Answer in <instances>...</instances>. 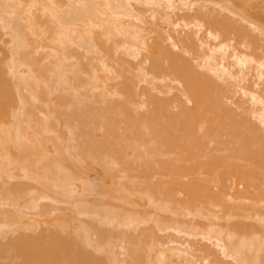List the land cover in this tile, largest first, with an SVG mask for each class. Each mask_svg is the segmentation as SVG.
I'll return each instance as SVG.
<instances>
[{"label":"bare ground","instance_id":"1","mask_svg":"<svg viewBox=\"0 0 264 264\" xmlns=\"http://www.w3.org/2000/svg\"><path fill=\"white\" fill-rule=\"evenodd\" d=\"M246 9V3L236 5L232 0H0V53L1 51L3 53L0 55V177L9 181L22 174L25 178H30H24V181L33 180V184L40 182L46 188L53 189L49 193L57 188L55 190L59 191V195L61 193L64 195L65 198L62 194L60 196L63 200H71L72 204L71 202L69 204L76 206L78 201L72 199L82 196L83 191L85 194L87 191L95 192V190L91 192V188H98L97 193L104 190L106 184L102 183L103 190H99L101 184L100 187L94 185L96 182L92 186L93 182L90 181L93 178L92 170L103 164L106 167L107 162L113 161L110 158H113L114 163L120 164L122 169L119 171L116 165L115 169L112 162L110 165H113V168L110 169L113 170L111 169L110 173L109 169L107 170L110 165L107 164L106 168L102 167L108 171L105 172L106 177L107 175L111 177V181L114 182L112 184L115 185L120 176L117 174L124 171L127 179L122 178L127 181L118 189L120 176L115 185L116 189L112 185L109 188L111 195L108 194L105 198L109 199L114 191L120 190V197L123 196L121 199L125 198L126 202L133 206L137 217L123 222L125 217L121 221L120 213L116 211L119 213L116 214L113 211L115 209L109 207L115 214L109 211L116 218L118 215L119 220L114 216L109 218L107 216H111L109 212L106 216L102 214L103 219L100 217V222L108 223L110 219L109 224L116 220L117 227L130 223L140 225L149 222L152 215L156 214L158 217L156 221L161 225V229L157 228L168 232L170 229L176 230L180 235H186L187 239L190 236H198V243H190L186 237L183 238L185 241H182L169 236L171 239L166 240L167 243L160 242V245V239L158 241L152 234L145 235L148 231L152 233L153 224L150 229L148 227V231L142 229L145 231L142 234L149 236L147 239L150 236L155 238L154 242L152 240L153 243L150 239L146 240L150 243L146 257L144 252V255L141 253L143 251L141 249H144L142 244L146 245L147 242L140 240L142 243L135 245L140 238L137 236L138 240L135 241L133 237L132 243H128L130 248H127L128 245H125L126 248L124 246L123 256H126V252L127 257H130L122 259L113 250L107 251L106 264H264V52L262 54L255 52L260 46L255 35L258 33L264 38V19L261 21L256 16L255 18L249 15ZM183 10L187 12L181 14L183 16L178 15ZM146 12L151 17L144 15ZM146 17L151 18L147 22L150 20L152 23L149 24L148 30L156 31L154 26L156 28L163 26V29L167 28L169 31L165 29L167 37L164 34L161 36L157 28L156 32L160 35H152L150 40L148 35H151V32L147 34L148 31L142 27ZM259 18L261 19V16ZM152 19H157V22L153 23ZM201 32L203 37L199 34ZM196 35L201 37H195ZM4 37L7 39L4 40ZM116 37L122 39L117 40ZM115 39L116 42L119 41L117 42L119 46H122L121 50L124 49L123 52H126L125 55L136 60L131 66L129 60L123 59L131 66L126 67L123 74L119 72L122 79V75L127 79L125 83L121 82L123 80L116 83L115 78L119 76L115 75L116 72L112 74L115 68L114 66L112 69L114 65L112 61L115 60L109 62L119 48ZM165 39L172 42L173 49H175L173 46H179L181 43L183 48L178 49H182L183 54L169 49V45L164 42ZM75 43L76 45L78 43V49L82 46L81 48H85L84 52H93L99 57L95 56L99 60L97 64L101 71L92 70L91 77L86 76L89 78L87 82L81 79L82 68L80 70L73 68L74 55L68 48L73 47ZM2 44L5 47L4 45L2 47ZM70 44L73 45L69 46ZM100 51L105 54L102 55ZM110 52H113L112 55ZM184 52L191 56L184 57L186 55ZM121 53L117 54L120 56ZM81 60L83 62L84 59L80 57L79 63ZM119 65L123 64L118 62L116 66ZM146 65L150 68L152 79L151 76L148 78L149 71L145 72ZM204 68L208 71L203 72ZM133 69L140 75L139 84L136 78L134 79L137 82L129 79L131 73H135ZM103 70L107 74L102 72ZM141 82L145 84L150 82L153 87L149 88L146 85L147 88L144 85L143 90L140 87L139 91L135 87ZM176 82L182 87L179 85L180 88L177 87ZM89 85L90 90H93L92 96L95 92L101 94L102 91L104 97H109V94L115 97L119 94L123 98L120 97L119 101L118 99L112 101V98L105 101L102 94H99L98 97L103 101L98 100L102 101L101 103L106 102L104 106L102 105L103 108L99 107L101 105L97 96L93 97H96L95 101L99 105L97 107L88 105L84 101L86 97L81 87L89 88ZM154 89L167 96H157L153 93ZM25 90L28 91V95ZM60 90L61 94L67 90L73 95L71 106H68L69 103L63 95H58L55 99L53 94ZM90 90L88 92H91ZM143 96L144 99L140 98ZM32 98L39 103L38 106L32 103ZM65 104L66 109L63 108ZM68 107H72L71 111ZM37 109H43L42 111L54 116H64L65 119L61 123H66L68 128L71 126L69 129L74 130L71 131L78 139L77 141L72 138L79 147L75 148L76 146H73L75 143L70 141L72 147L78 151L81 149V152L70 153L71 155L67 153L68 157L64 156L66 150L63 148L67 146L68 141L64 145L62 139L59 142L57 137L49 135L54 128V124L50 123L52 117L49 122L43 120L38 116ZM67 109L70 112L64 113ZM69 135L73 136L71 133ZM49 143H52L54 149H50ZM61 149L64 153L62 157ZM67 149L70 152L75 151L71 147ZM54 150L59 158L51 156L50 152L54 155ZM76 154L81 158L78 160H82V165L79 164L82 166L81 169L77 162L76 165L73 163L76 161L73 158ZM107 158L112 161L106 162ZM71 159H74L72 167L69 164ZM68 161L69 163L63 165V162ZM65 166L67 168L70 166V171L65 170ZM71 168L75 171H71ZM116 170L119 171L117 174ZM114 173L116 177L113 176ZM136 177L139 179L135 180ZM1 183L4 185L6 182ZM20 183L21 181L19 184L13 183V191L23 190L24 183ZM31 186L34 187L32 184ZM109 189L107 188V192ZM31 190H33L31 194L28 193ZM31 190H27L28 195L35 194L36 190L33 188ZM38 190L41 195L36 192L38 196L36 199L47 200V197L52 199L51 194H48L49 190L44 188L47 193H44V190L41 193L39 188ZM105 190L103 191L105 194H100L106 195ZM118 192L113 194L116 199H120L117 196ZM5 198L7 199L6 196ZM5 198L0 200V210L3 208L2 205L7 203L6 200L1 202ZM20 199L22 202L21 197ZM33 199L35 197L28 198L34 202ZM108 199L107 202L110 203ZM121 199L118 202H114L113 199L111 206L119 205L120 209L122 205L117 203L123 202ZM25 203L24 209L27 207L32 211L39 208L37 203L36 208L35 203L28 204L30 208ZM11 204L14 205L15 212L6 210L5 205L6 209L0 211V231L6 233L16 230L17 233L23 227L20 231L24 233H18L19 235L11 239L8 245L1 247L0 252H12L13 261L11 257L9 259L13 264L101 263L100 258H96L95 254L87 250L86 245H91L93 235L90 234L88 225L85 226V221L81 225L85 217L80 221L82 216L80 219L76 216L81 212L80 215L84 216L87 211H82L81 208L80 212L77 211L79 214L75 213L79 221L74 219L75 217L72 218L79 224L78 227L75 225L77 227L75 232L73 231L75 228L70 227V223L67 224V219L65 222L61 220L64 216L58 221L53 218L56 212L53 213L52 209H47L52 213L46 208L41 212L37 211L40 217H48L49 221L45 219V223L43 217L39 218L37 214L30 218L31 212L29 211L27 215L24 211L28 209L23 211V205L18 204L16 200ZM88 205L90 207L91 204ZM145 206H149L150 209H145ZM92 211L91 213L95 215L98 212L96 208ZM91 213L89 212L90 217ZM97 214L101 215L99 212ZM36 217L38 220L34 221ZM51 217L53 221L55 219L54 222L49 219ZM31 219L35 224L29 223ZM91 219L86 221L89 225L93 224L94 219ZM157 222L155 224L159 225ZM47 223L50 225L46 226ZM36 224L39 226L41 224V229ZM67 225H70L71 231L67 232ZM112 228L107 229L110 231ZM27 229L29 231L33 229V232L28 234ZM37 229L39 230L34 234ZM98 229L99 227L97 232H100ZM64 230L67 234L70 232L74 235L64 236L66 233L63 234ZM129 233L131 232L126 235ZM102 237L106 238L105 235ZM201 240L207 241L208 244ZM187 241L190 244H187ZM210 242L212 246L209 245ZM93 243L95 245V241ZM96 246L103 250V246L97 243Z\"/></svg>","mask_w":264,"mask_h":264},{"label":"rangeland","instance_id":"2","mask_svg":"<svg viewBox=\"0 0 264 264\" xmlns=\"http://www.w3.org/2000/svg\"><path fill=\"white\" fill-rule=\"evenodd\" d=\"M226 1H227V0H226ZM228 1H229V0H228ZM232 2L235 3L236 5H239V3H243V2L246 3V4H247V9H246V11L248 12L249 15H251V16H253V17L256 16V17H257L259 20H261V21H262V19H264V10H263L264 8H262V7H264V6H263V4H264V1H263V0H242V1H241V0H232ZM136 6H137V5H136ZM138 7H139V6H138ZM147 12H149V11L147 10ZM147 12H146V14L144 13V15H148L147 17H151V16H149V14H148ZM180 12H181V11H180ZM180 12H179L178 15L183 16V15H181V14H185V12H187V10H186V11L183 10L181 13H180ZM183 12H184V13H183ZM252 13H253V14H252ZM259 15L261 16V19L259 18V17H260ZM258 16H259V17H258ZM147 17H146V21L144 22V24H142V25H144V26H142V27H143L145 30L148 31V32L145 31L147 34H148L149 32H151V35H150V34L148 35L149 38H151L152 35H156V36H157V35H160V34H158L159 32H161V36H163V34H164L165 36L168 35V33H167V32H169L168 29L165 28V29L167 30V32H166V30L163 29V26H162V27H161V26H160V27H157L158 30H159L158 33L156 32V31H157V28H156V26H154V25H153V26L155 27V30H156V31L148 30V29H150V28H149V24L152 25V23H150V22H151V21H150L151 18H148V19H150V20H149V22H147V21H148ZM175 17H176V16H175ZM256 17H255V18H256ZM152 21H153V23H154V21L157 22V19H156V20H155V19H152ZM263 21H264V20H263ZM262 23H263V22H262ZM263 24H264V23H263ZM157 25H158V24H157ZM153 26H152V27H153ZM152 27H151V29H152ZM160 29L165 30V32H164L163 30L161 31ZM153 30H154V29H153ZM155 32H156V33H155ZM162 32H163V33H162ZM153 33H154V34H153ZM202 33H203V32H201V33H199V34L203 37ZM255 34H256V33H255ZM200 35H196L195 37H197V36H198V37H201ZM165 36H164V37H165ZM120 37H121V36H120ZM120 37H119V38H120ZM154 37H155V36H154ZM166 37H167V36H166ZM195 37H194V38H195ZM255 37L258 38V39H256V40H257V43L261 46V47H260V46L257 45L258 48H259L260 50L257 49V51H255V52H256L257 54H262V53L264 52V38H263L260 34L258 35V33H257V35H255ZM4 38H5V37H4ZM6 39H7V38H5L4 40H6ZM116 39H117V37H116ZM116 39H115V42H116ZM120 39H122V38H120ZM120 39H117V40H120ZM150 40H152V38H151ZM167 41H168V42H167ZM117 42H119V41H117ZM117 42H116V44H118ZM164 42H165V44L169 45V49H171L172 51L182 53V49H178V48H183V47H181V46H182L181 43H179V46H173V47L175 48V49H173V48H171L172 45H173V44H171L172 42H170L168 39H165ZM169 42H170V43H169ZM4 44H5V43H4ZM4 44H2V47H3ZM72 45H73V44H72ZM72 45L70 44L69 46H72ZM118 46H119V44H118ZM4 47H5V45H4ZM81 47H82V46H80V49H78V48H79V45H78V43H77V45H76V43H75V44L73 45V47L68 48V51L71 52V54L74 55V57H73V61H74L75 67H74V65H73V68H75V70H77V69L80 70V68H82V70H81V72H80V73H81L80 76L82 77L81 79H82L83 81L86 80V82H87V80L89 79V78H87V77H89V75H90V77H91L92 70H94V69L97 70V69H98V70L101 71V68H100L99 65L97 64V62H99V60H98L99 57L96 56V55H98V54L94 55V53H93L91 50H90V51H91L93 54L90 53L89 51H87V53H86V52H84V49H85V48L83 49V48H81ZM115 47H116V46H115ZM120 47H122V46H119V48L117 47L118 49L116 48V49L118 50V51H116V53L110 52L111 55H112V53H113V56H111L112 58H110L109 55L107 54L108 57L111 59V60L109 59V62L112 61L113 59H114L115 61H116V58L118 59V60L116 61L117 63H115V61H112V63L114 62V65H112V64L110 63V64L113 66L112 69L114 68V66H115L114 70L117 69V71H114V70H113V71H112V74H113L114 72H116V73L118 72V74L115 73V75H118V76H119L117 79L115 78L116 83H118L119 80H120V81L123 80V81H121L122 83H123L124 81L127 80V79L124 77V75H122V76H123V79H122V77H120L121 75L119 74V72H120V73L122 72V74H123V71H125V68H126V67L129 68L128 66H130V65L132 66V64H134L133 62L136 61L135 59L133 60L132 57H130V56H128V55H125L126 52L124 53V52H123L124 49L121 50L122 48H120ZM176 47H177V48H176ZM3 49H4V48H3ZM75 49H76V50H75ZM116 49H115V50H116ZM176 49H177V51H176ZM261 49H262V50H261ZM72 50H73V51H72ZM79 50H80V51H79ZM81 50H82V51H81ZM86 50H87V49H86ZM94 50H95V49H94ZM179 50H180V51H179ZM258 50H259V51H258ZM74 51H75V52H74ZM78 51H79V52H78ZM96 51H97V53H98V50H97V49H96ZM113 51H114V50H113ZM72 52H73V53H72ZM83 52H84V53H83ZM88 52H89V54H88ZM100 52H101V51H100ZM105 52H106V51H105ZM121 52H122V53H121ZM258 52H259V53H258ZM1 53H2V51H1ZM1 53H0V55H1ZM79 53H80L81 56L79 55ZM81 53H82V54H81ZM95 53H96V52H95ZM106 53H107V52H106ZM117 53H121V55L119 56ZM2 54H3V53H2ZM87 54H88V55H87ZM101 54H102V52H101ZM101 54H99V55H101ZM103 54H105V53L103 52ZM103 54H102V55H103ZM114 54H116V55H114ZM182 54H183V53H182ZM184 54H186V55H184V57H185V56H186V57L191 56V55H189L188 53H185V52H184ZM187 54H188V56H187ZM4 55H5V53H4ZM77 55H78V56H77ZM86 55H87V56H86ZM102 55H101V56H102ZM117 55H118V56H117ZM1 56H2V55H1ZM95 56L98 57V58L96 59ZM104 56H105V55H104ZM116 56H117V57H116ZM125 56H127V57H125ZM75 57H76V58H75ZM80 57H81V59H84L83 62H84L85 60L87 61L88 58H89V59H88L87 62H85V64L82 62V60H81L80 63H79ZM105 57L108 58L107 56H105ZM121 57H122V58H121ZM123 57H124V58H123ZM90 58H91V59H90ZM125 58H126L127 60H129L130 65H127V62H128L127 60H124V61H126V62L123 61V59H125ZM78 59H79V60H78ZM92 59H93V60H92ZM94 59H96V62L94 61ZM131 59H132V60H131ZM76 60H78V61H76ZM97 60H98V61H97ZM107 60H108V59H107ZM89 61H91V62H90L91 64L89 63ZM122 61H123V62H122ZM46 62H48V61H46ZM77 62H78V63H77ZM118 62H121L123 65H125V67H124L123 65H121V66H120V65H119V66H116V65H118ZM87 63H88V64H87ZM124 63H126V64H124ZM83 64H84V65H83ZM119 64H120V63H119ZM149 64H150V63H149ZM147 65H148V64H147ZM147 65L145 66V72H148V71H149V74H148L149 77H148V78H150V76H151V79H152V75H150V68H148V67H150V65H148V67H147ZM76 66H78V67H76ZM85 66L88 67V68H86ZM95 66H96V67H95ZM97 66H98V67H97ZM131 66H130V67H131ZM89 67H90V68H89ZM117 67H118V68H117ZM119 67H120V68H119ZM146 67H147L149 70H148ZM123 68H124V69H123ZM200 68H202V67H200ZM86 69H87V70H90V72H87ZM121 69H122V71H121ZM84 70H85L86 72H85ZM119 70H120V71H119ZM130 70H131V68H130ZM130 70H129V71L127 70V72H130ZM133 70H134L133 72H135V73H134L135 75H134L133 73H131L132 76H130V78H129V74H130V73H129V74H127V76H128L129 79H132V80H133L134 78H136V80L138 81L139 78H140V75L138 74V75H139V76H138V75H137L138 72L135 71V69H133ZM199 70H201V69H199ZM201 71H202V70H201ZM204 71L207 72V71H208L207 68H206V69L204 68V69H203V72H204ZM102 72H105V70H103ZM102 72H101V73H102ZM131 72H132V71H131ZM136 72H137V73H136ZM49 73H50V72H48V74H49ZM84 73H85V74H84ZM101 73H100V74H101ZM105 73L107 74V72H105ZM125 73H126V72H125ZM50 74H51V73H50ZM102 74H103V73H102ZM106 74H105V75H106ZM115 75H113V76H114V77H117V76H115ZM86 76H87V77H86ZM125 76H126V75H125ZM134 76H135V77H134ZM85 77H86V78H85ZM132 77H133V78H132ZM138 77H139V78H138ZM119 78H121V79H119ZM124 79H125V80H124ZM129 79H128V81H129ZM151 79H149V80H151ZM54 80H55V79H54ZM134 80H135V79H134ZM136 80H135V81H136ZM147 80H148V79H147ZM149 80H148V81H149ZM14 81H15V80H14ZM56 81H57V80H55V82H56ZM135 81H134V82H135ZM137 81H136V82H137ZM148 81H147V82H148ZM55 82H54V84L57 83V82H56V83H55ZM126 82H127V81H126ZM150 82H151V81H150ZM150 82H149V84H148V83L145 84V82H141L140 85H138V87H135V88H136L137 90H139V91H141V88H140V87H142V90H143L144 85H145V87L148 86L149 88H151V87H153V85H151V83L153 84V82H151V83H150ZM79 83H80V82H79ZM122 83H120V85H122ZM124 83H125V82H124ZM137 83L139 84V81H138ZM137 83H135V84H137ZM142 83H144V84H142ZM176 83H177V82H176ZM176 83H175V84H176ZM178 83H179V82H178ZM178 83H177V87H179V86L182 87V85H180V84H178ZM141 84H142V85H141ZM146 85H147V86H146ZM150 85H151V86H150ZM178 85H179V86H178ZM86 86L88 87V84H87V83H86ZM261 86H263L262 83H261ZM148 87H147V88H148ZM180 87H179V88H180ZM139 88H140V89H139ZM81 90H83V92H84V94H85V97H86L85 100H84V101H86L85 103H88V105L90 104L91 106H95V105H96V107H97V105H99V103L96 102L98 99H100V98H99V97H100V96H99V94H100L99 92L96 93V92H95L96 90H94L95 93H94L93 96H97V100H96V97L94 98V97L92 96V91H93V90H92V89L90 90V85H89V88H86V87H85L84 89H82V87H81ZM89 90H90L91 92H88ZM97 91H100V90H97ZM153 91H154L153 93L156 94V95L159 96V97H163V96L165 97V96H167L165 93L160 92L158 89H154ZM24 92H25L26 94L28 93L27 90H25ZM58 92H60V94H59ZM58 92H56L57 94H56V93L53 94V96L55 97V99H57V96H58V95H61V96L63 95V96L66 98L67 103H69V104H68V106H69V105H70V102H72V97H73V95H71V93H70L69 91H67V90H66V91L64 90V92H63L64 94H61V92H62L61 90L58 91ZM81 92H82V91H81ZM83 92H82V93H83ZM90 93H91V94H90ZM102 93H103V92L101 91V94H102ZM159 93H161V95H160ZM28 94H29V93H28ZM28 94H27V95H28ZM55 94H56V95H55ZM88 94H89V95H88ZM101 94H100V95H101ZM117 95H119V94H117ZM117 95H116L115 97H114V95H112L113 97H111V95L109 94V97H104V95L102 94V97L105 98V101H106V100H109L110 98H112V101H113L114 99H115V100L118 99V101H119V99L121 100L120 97H122V95H119L118 98H116ZM98 96H99V97H98ZM107 98H108V99H107ZM122 98H123V97H122ZM140 98H143V99H144L145 96L140 97ZM55 99H54V101H55ZM32 100H33V98L31 99V101H32ZM58 100H59V98H58ZM95 100H96V101H95ZM100 100L103 101V99H100ZM140 100H142V99H140ZM54 101H53V102H54ZM56 101H57V100H56ZM56 101H55V102H56ZM87 101H88V102H87ZM98 101H99V100H98ZM102 101H101V102H102ZM105 101H104L103 103H101V102L99 101V102H100V105H101V106H99V107H102V105L104 106L105 103H106ZM55 102H54V103H55ZM95 102H96L97 104H96ZM107 102H108V101H107ZM32 103H33L34 105H35V103H36V106L39 105V103L37 104V102H35L34 100L32 101ZM57 103H58V102H57ZM57 103H56V104H57ZM65 105H66V106H65ZM65 105H63V106H64L63 108L67 107V104H65ZM70 106H71V105H70ZM106 106H107V105H106ZM27 107H29V106H27ZM61 108H62V106H61ZM68 108H69V107H68ZM71 108H72V107H71ZM71 108H69L70 111H71ZM102 108H103V107H102ZM104 108H105V107H104ZM143 108H144V107H143ZM65 109H66V108H65ZM37 110L39 111V113H37V114H39L38 116H39L40 118H43V120L46 119L47 122H49L50 118L52 117L51 120H50V123H53V124H54V128H53V130L49 133V135H51V136L54 135V137H57V138H58L57 140H59V142H61V139H62V141L65 142V143H63L64 145H66V141H68L67 146H64V145L61 143L62 146H64L63 150H64V149L66 150V154L64 155V153L62 152V149H61L60 154L63 153V154L61 155V157H62L63 155L66 156V157H68V154L71 155V154H73V153L75 154V152H76V153L81 152V149H80V151H78V149L75 150V148H78L79 146L77 147V144H76L75 141H74V140L77 139V138H75V136H74V132H72V131H74V130L71 129V130H72V131H71V130L69 129L71 126H69V128H68V125H67L66 123H64V122L61 123V122L64 121V119H65L64 116H56V115L54 116V115H52L51 113L49 114V113L46 112V111H45V112L42 111L43 109H42V110L37 109ZM61 110H64V109H61ZM67 110H68V109H67ZM67 110H65V111H67ZM69 110H68L67 112L64 111V113H69V112H70ZM55 117H56V118H55ZM61 117H62V118H61ZM58 118H59V119H58ZM60 120H61V121H60ZM72 120H73V119H71V124L73 123ZM74 121H76V120L74 119ZM256 122L258 123L259 121H256ZM75 123H76V122H75ZM75 123H74L73 125H75ZM64 124H66L67 126L64 125ZM77 124H78V122H77ZM73 125H72V126H73ZM259 125L261 126L262 124H259ZM75 126H76V125H75ZM73 127H74V126H73ZM73 127H72V128H73ZM263 127H264V125H263ZM69 130H70V131H69ZM69 132H70L71 134H73V136H72V135H69V134H70ZM101 133H102V132H101ZM62 135H63V136H62ZM67 136H68V137H67ZM76 136H77V135H76ZM60 137H61V138H60ZM62 137H63V138H62ZM64 137H65V138H64ZM73 137H74V138H73ZM68 138H69V140H68ZM72 138H73L74 140H73ZM63 139H64V140L66 139V140L64 141ZM71 139H72V140H71ZM99 139H100V138H99ZM70 141H71L73 144H74V143H75V144H74V145L71 144ZM77 141H78V139H77ZM69 142H70V143H69ZM68 144H69V145L71 144V145L68 146ZM72 145H73L74 147H75V146H76V147L74 148V147H72ZM49 146H50V149L53 148V147H52V143H49ZM65 147H66V148H65ZM67 147H68V148L71 147V149L74 148V149H72V150H75V151L70 152V150L67 149ZM53 149H54V148H53ZM53 149H52V150H53ZM52 150H51V151H52ZM65 150H64V151H65ZM72 150H71V151H72ZM77 151H78V152H77ZM67 153H68V154H67ZM70 153H71V154H70ZM50 154H51V156H55V157L59 158V157H58L59 155L55 152V150L53 151V154H54V155H52V152H50ZM56 155H57V156H56ZM79 155H80V153H79ZM71 157H72V156H71ZM106 157H107V156H106ZM73 158H75L76 161H74V159H71V160H69L70 163H69V161L66 162V163L63 162V165L69 163L70 166L72 167V161H74L73 163H74L75 165H76L75 162H77V165H78V166L82 165V164H81V163H82V160H81V161L78 160V159H81L80 156H79V158H78V154H76V157L73 156ZM109 158H110V156H109ZM109 158L105 159L106 162H107L108 160L112 159L113 161H112V160H110V161H112V162L114 163V159H113V158H110V159H109ZM78 161H79L80 163H79ZM112 162H107V164L110 165V163L112 164ZM79 164H80V165H79ZM100 164H101V163H100ZM107 164H106V167H107ZM101 165H102V164H101ZM115 165L119 168V171H120V169H122V166H121L120 164L114 163V167H115ZM70 166H68V167L70 168ZM94 166H96V165H94ZM103 166H104V164H103L102 166H100V165H99V166H96V167L94 168V170H92V171H93V175H92L93 178L91 179V177H90V179H91L90 181L93 182V183H92V186L96 185V187H98V186L100 187V184H101V187L99 188V190H100V189L103 190V187H104L103 184H104V185L106 184L105 187H104V190H105V188H106L105 191H106L107 194H106V195H101V194H105V193H103L104 190L101 191V192L98 191V192H100L101 194H100V193H97V189H98V188H96V189H95V188H91L90 191L92 192V190H95V192L90 193L89 191H87L88 187L86 186V187H87V189H86L87 192H85V194H84V191H83L82 196L80 195V197L78 196L79 198H74V199H72V201H73V200H74V201H78V203L76 204V206H75V204H73V206L69 204V203L71 202V200H66V201L63 200L64 195L61 193V194L63 195V197H60L61 194L59 195V193H58L59 191H58V190H55V189H57V188H54V191H53V192H56V191H57L56 193H54V194H53V192H52V193H49V192H51L53 189L51 190V189L46 188V187H45L44 185H42V183H40V182H38L37 184L40 185V186H43L45 189L49 190V191H48V194H49V195L51 194V196H53V197L50 196V198H52V199L54 198V199H56V200L53 199V201H52V199H49L48 197H47V200H43V199H42V200H41V199L39 200V199H36V198H38V196L36 195V192H37L38 194H40V191H39V190L37 191V189L39 188V189L41 190V193H43L44 188H42V187H40V186L38 187L37 184H33V182H32L33 180H31V181H26V180H25V181H26V182H25V181H24V178H25V177L22 176V174H18V175H16L15 177H17V178H15V180H12V179H11L12 181H11V180L7 181L6 178H5V180H6V181H5V180H4V177H3V178L0 177V179H1V181H0V188H1V189H0V197H1L0 200H2V198H5V196L7 197V199H9V200H7V199L5 198V199H3V201H1V202H5V200H6V202H7L8 204H7V203L4 204L5 207L7 206V209L4 207V205H2L3 208H1L0 211H2L3 209H6V210H12V211L15 212V211H16V210H15V207H14V205L11 204L14 200H16L17 203L20 204V205H21V204L23 205L25 202L27 203V204L25 203L26 205H28V204L31 205V204H34V203L37 201L36 203H37V206H39V208H38V207L36 208V203H35L34 206H35L36 209L32 210L33 212L30 211L27 207H26V208L28 209V211L25 210V209H26V208L24 209V206H25V205L22 206V207H23L22 210H23V211L25 210L24 212H27V215H29V213L31 212L32 214L30 213V215L32 216V215H34V214H37V211H39V210H40L39 212H41V210L43 211L44 208H46V210H47L48 208H49V209H52L51 211H52L53 213L56 212V213H55V216H57L58 219H57V217H55V216H54L53 218H55V219L58 221L59 219H61V218L64 216V217H63L64 219H61V220H64V222H65V219H67V221H66L67 224H68V223L71 224V226H70V225H67V228H68L69 226L75 228L73 231H75V230L77 229L78 225H79V224L77 223V222L79 221V220L77 219V217L80 219L81 216H82V218L80 219V221L85 217V218L88 219V220H86V219L84 218V219L82 220V222H81V225H82V223H84V221H85V223H84L85 226L88 225L87 228L89 229L90 234L93 235V236H92L93 238L91 237V238L93 239L92 241H93V242L95 241V245H94V243H93L92 241H91V245H88V244L86 245V246H87V250L89 249V250H88L89 252H91L93 255L95 254L94 256H95L96 258H100L102 264H106V262H107V261H106V255L108 254L107 251H111V250H113L117 255H119L118 257H120V258H122V257H123V258H125V257H126V258L130 257V256L127 257L126 252H125V255H126V256H123V255H124L123 252L125 251V248H126L127 245H128L127 248H128V247L130 248L129 244L132 243L131 240H132L133 237H134L135 241L138 240V238L140 237L139 240H138V242H135V245L138 244V243H139V244L142 243V242H139L140 240L143 241V242H144V241L147 242V241L150 239V242L153 243V242L155 241V240H154L155 238H157L158 241H159V239L161 240V241H159V244H160V242H165L166 240H168V239H169V236H171V238L175 237V239L182 240V241H185V240H184V239H185L184 237H186V239H187V236H186V235H185V236H182V234L180 235V233H179L178 231H176V230H171V229H170L169 232H168V231H165V230H164V231H163V230H160V229H161V225H160L159 221H158V222L156 221V219L158 218V217L156 216V214H155V215H154V214L152 215L153 217L155 216L154 218H153L152 216H151V217H152V219H155L154 221L157 222L160 226L157 225V224H155V222L152 221V219L149 220V222H143V224H140V225L137 224V223H130V224L125 225V226H124V225H121V226L118 225V227L115 226V224L117 223L116 220H115L114 222L112 221L114 224H113V223H110V224H109L110 219H109V222H108V223H107V221H101V222H100V217L102 216V214H105V216H106V215L109 214V212L112 211L113 209H115V210H113V211H114L116 214H119V213H120L119 215L121 216V218H120V220L122 219L121 221H123V220L125 219L123 222L128 221L130 218L137 217L136 213H134L133 206H132L131 204H129V202H126V199H125V198H124L125 201H124V199H121L123 196L120 197V190H116V191H119V192H118L119 195H117V196L120 197V199H121L123 202H125V203H123V202L120 201L119 203H117V205H118V204L122 205L121 208H120L121 210L118 208L119 205H118V207H115L114 205L111 206V205H112L111 202H112L113 199H114V200H113L114 202H116V201L118 202V200H120L119 198L116 199V198L113 197V194H115L116 191H114L115 193L112 194V197H113V198H112L111 196H109V199L107 198L108 201H111V202H110L111 204H110L109 202H107V199H106L105 197H108V196H107L108 194L111 195V194L109 193V192H111V191H110L111 189H109V188H111L112 185H113L114 188L116 189L115 185H116V182H117V180L119 179V177L121 176V178H122V177H123V178L125 177V179H127V178H126V175H127V174L125 175V172L122 171V170H121V171H122V172H121L122 174H120V173L117 174V172H119V171L116 170L115 172H116L117 176H119V175H120V176L117 178V180H116V182H115V185H114V184H112L113 180L111 181V179H110L111 177H108V175H107V177H106V175H105V172H108V171H109V172L111 173V171L113 170V169H112V168H113V167H112L113 165H112V166L110 165L109 168L107 167V170L109 169L108 171H107V170H104V169L102 168ZM75 167H77V166H74V168H75ZM104 167H105V166H104ZM106 167H105V168H106ZM110 167H112V168H111L112 170L110 169ZM69 168H67V166L64 167L65 170H66V169L68 170ZM74 168H73V170H72V168H71V171H75ZM81 168H82V166H80V169H81ZM77 169L80 170L79 168H77ZM115 169H116V167H115ZM78 170H76V171H78ZM69 171H70V169H69ZM92 171H91V173H92ZM123 173H124V176H122ZM107 174H108V173H107ZM116 174L114 173L113 176H115ZM132 174H133V173H132ZM134 174H136V173L134 172ZM109 176H111V175H109ZM128 176H129V175H128ZM20 177H22V178H20ZM115 177H116V176H115ZM121 178H120V181L122 182V185H121V182L118 181V182H120V184L118 183V186H117V188L119 187L118 189H120V187L123 186V182H124V181H125V182L127 181V180H124L123 178H122V179H123V181H122ZM2 179H3L4 181H3ZM25 179H30V178H25ZM113 179H115V178H113ZM136 179H139V178L136 177L135 180H136ZM10 181H11L12 184L9 183ZM20 181H21L20 184L24 183V184H23V188H22L23 190H22L21 192H15V191H13V186H14V184H19ZM104 181H105V182H104ZM114 181H115V180H114ZM1 182H3V183L6 182V183L3 185ZM7 182H8V183H7ZM27 182H28V183H27ZM30 182H31V183H30ZM34 182H36V181H34ZM95 182H96V183H95ZM125 182H124V183H125ZM13 183H14V184H13ZM29 183H30V184H29ZM39 183H40V184H39ZM94 183H95V184H94ZM102 183H103V184H102ZM113 183H114V182H113ZM31 184H32L34 187H32ZM90 184H91V183H90ZM93 184H94V185H93ZM125 184H126V183H125ZM6 185L9 186V187H7ZM11 185H12V187H10ZM27 185H28V186H27ZM110 185H111V186H110ZM119 185H120V186H119ZM1 186H4V187H1ZM5 186H6V187H5ZM26 186H27V187H26ZM29 186L36 190V192H35L34 195H33V194L30 195L31 192H32L33 190H31L32 188H30ZM88 186H90V185H88ZM125 186H126V185H125ZM37 187H38V188H37ZM132 187H133V186H132ZM7 188H8V189H7ZM10 188H11L12 191L9 192V189H10ZM36 188H37V189H36ZM51 188H52V187H51ZM107 188L109 189L108 192H107ZM28 189H29V191H30V190H31V191L28 192V191H27ZM79 189H80V188H79ZM89 189H90V188H89ZM128 189H130V188H128ZM7 190H8V191H7ZM47 190H46V191L44 190V191H45L44 193H47ZM113 190H114V189L112 188V191H113ZM126 190H127V189H126ZM79 191H80V190H79ZM13 192H14V193H13ZM27 192L30 193V194H29L30 196L28 195ZM88 192H89V193H88ZM121 192H123V191H121ZM12 193L15 194V195H13ZM26 193H27V194H26ZM86 193H87V194H86ZM111 193H112V192H111ZM52 194H53V195H52ZM55 194H57L56 197L54 196ZM80 194H81V193H80ZM88 194H89V195H88ZM116 194H117V193H116ZM122 194H124V192H123ZM16 195H17V196H16ZM19 195H20V196H19ZM35 195H36L37 197H36ZM40 195H41V194H40ZM40 195H39V196H40ZM78 195H79V194H78ZM124 195H125V194H124ZM22 196H23V197H22ZM24 196H26V198H24ZM33 196L35 197V199H33V200H35V201H34V202L29 201L28 198H31V199H32V198H34ZM58 196H59L60 200H59V198L57 199ZM13 197H14V198H13ZM20 197L22 198V202H24V203H22V202L20 201V200H21ZM75 197H76V196H75ZM83 197L85 198V201H84V198H83ZM110 197H111V200H110ZM61 198H62V199H61ZM64 198H65V197H64ZM11 199H12V200H11ZM26 199H27V200H26ZM77 199H78V200H77ZM115 199H116V201H115ZM61 200H62V201H61ZM27 201H29V202H27ZM54 201H55V202H54ZM57 201H58V202H57ZM68 201H69V202H68ZM91 201H92V202H91ZM31 202H32V203H31ZM40 202H41V204H40ZM63 202H65V203H63ZM67 202H68V204H67ZM95 202H97V203L94 204ZM74 203H75V202H74ZM39 204H40V205H39ZM71 204H72V202H71ZM88 204H91L90 207H88V206H89ZM92 204H94L95 207H94ZM98 204H99V205H98ZM100 204H101V206H100ZM102 204H104V205H102ZM108 204H110V205H108ZM29 205H28V206H29ZM43 205H44V206H43ZM45 205H46V206H45ZM67 205H68V206H67ZM129 205H130L131 207H130ZM69 206H70V207H69ZM71 206H72V208H73V211H72ZM74 206H75V207H74ZM30 207H31V206H29V208H30ZM57 207H58V209H57ZM91 207H94V209L91 208ZM109 207H110V209H112V210H110ZM114 207H115V208H114ZM145 207H146L145 209L148 210L149 206H145ZM40 208H41V209H40ZM53 208H54V211H53ZM81 208L83 209L82 211H85V212L87 211L88 214H87V213H86V214H87L88 216H87L86 214H85L84 216H83V215H80L82 212H81L80 214L78 213V212L81 211ZM87 208H88V209H87ZM95 208H96V210H97L101 215L98 216V214H97L98 212H96V215L93 213V214L96 216V217L94 218V217H93V214L91 213V211H92V210L95 211ZM91 209H92V210H91ZM104 209H105V210H104ZM131 209H132V210H131ZM149 209H150V208H149ZM78 210H79V211H78ZM106 210H107V211H106ZM109 210H110V211H109ZM118 210H120V211H118ZM122 210H123L124 212H123ZM3 211H4V210H3ZM29 211H30V212H29ZM47 211H50V210H47ZM51 211H50V212H51ZM77 211H78V212H77ZM93 211H92V212H93ZM113 211H112V212H113ZM116 211L119 212V213H117ZM121 211H122V213H121ZM35 212H36V213H35ZM52 212H51V213H52ZM89 212L91 213V216H92V217L89 216ZM105 212H106V213H105ZM112 212H110L111 216H110V215H107L109 218L114 216V215L112 214ZM114 212H113V213H114ZM75 213H76V214L78 213L80 216H79V215H76ZM115 213H114V214H115ZM11 214H12V213H11ZM58 214H59V215H58ZM69 214H70V217H69ZM121 214H122V215H121ZM126 214H127V215H126ZM53 215H54V214H53ZM53 215H52V216H53ZM67 215H68V216H67ZM71 215H72V217H71ZM75 215H76L77 217H75ZM149 215H150V214H149ZM38 216H39V215L37 214V217H38ZM103 216H104V215H103ZM29 217H30V216H29ZM34 217H35V215H34ZM37 217L35 218L34 221L38 220ZM42 217H43V216H42ZM42 217L39 216V218H42ZM66 217H67V218H66ZM74 217H75V218H74ZM114 217L116 218V216H114ZM123 217H125V218L123 219ZM30 218H33V216L30 217ZM51 218H52V217H51ZM51 218H49V219H50L51 221H53V218H52V219H51ZM72 218L77 219L78 221H75V220L72 219ZM90 218H92L91 220L94 219V220H93V224H91V225H89V222H86V221H90V220H89ZM98 218H99V219H98ZM118 218H119V217H118V215H117V218H116V219H118ZM45 219L48 220V217H47V218H44V217H43V219H42V220H44V222L46 223V220H45ZM55 219H54V221H55ZM97 219H98L99 222L97 221ZM102 219H103V218L101 217V220H102ZM105 219H106V218H105ZM27 220H29V218H27ZM31 220H32V219H31ZM31 220L29 221V223H32V222H33V220H32V221H31ZM39 220H41V219H39ZM106 220H107V219H106ZM118 220H119V219H118ZM157 220H158V219H157ZM48 221H49V220H48ZM54 221H53V222H54ZM57 221H56V222H57ZM69 221H70V222H69ZM96 221H97V222H96ZM150 221H152V223H150ZM27 222H28V221H27ZM53 222H52V223H53ZM64 222H63V224H65ZM115 222H116V223H115ZM33 223L35 224V222H33ZM40 223H41V222H40ZM59 223H60V221H59ZM94 223H95V224H94ZM141 223H142V222H141ZM145 223H146V224H145ZM48 224H49V223H47L46 226H47ZM56 224H58V223H56ZM86 224H87V225H86ZM99 224H100V225H99ZM112 224H113V228H112V226H111ZM151 224H152V225H151ZM153 224H154V226H153ZM32 225H33V224H32ZM36 225H38V224H36ZM36 225H35V226H36ZM43 225H44V228H45V227H46L45 224H43ZM49 225H50V224H49ZM75 225H76L77 227H75ZM92 225H94V226H92ZM108 225H109V226H108ZM116 225H117V224H116ZM134 225H135V227H134ZM156 225H157V226H156ZM40 226H41V224H40ZM40 226L38 225V227H40ZM90 226H91L92 228H91ZM105 226H106V227H105ZM114 226L116 227V229H115ZM119 226H120V227H119ZM142 226L145 227V228H142ZM146 226H147V228H146ZM151 226H153L154 228H151ZM41 227H42V226H41ZM41 227H40V229H41ZM48 227H49V226H48ZM65 227H66V226H65ZM70 227H69V229L66 228L67 232L72 230ZM98 227H99L98 230H100V232H99V231L97 232V228H98ZM136 227H137V228H136ZM139 227H140V228H139ZM148 227H149V229H150V228L152 229V233H150V231H148V230H149ZM157 227H159L160 229L157 228ZM22 228H23V227H22ZM22 228H21L20 230H23ZM90 228L92 229L91 231H90ZM94 228H95V230H94ZM107 228H108V229H111V228H112L113 231H112V230L108 231ZM155 228H156V229H155ZM34 229H35V228H34ZM104 229H107V230H104ZM142 229H144V230H146V231H148V232L145 233V231H143ZM20 230H18L19 232L17 231V233H16V230H15V232H14L13 230H10V231H7L6 233H3L2 231H0V250H1V247H2V246H6V245H8V244L10 243L11 239L15 238L16 235L18 236V235H19L18 233H20V234H21V233H24V231L21 232ZM27 230H28V234H30L29 232H31L33 229H32V230L30 229V231H29V229H27ZM27 230H26V233H27ZM38 230H39V229H37L36 232H34V234L37 233ZM66 230L63 231V234L66 232ZM128 230H129V231H128ZM130 230H131V231H130ZM137 230H138V231H137ZM141 230H142L143 232H141ZM167 230H168V229H167ZM101 231H104L105 234H104V232H101ZM153 231H155V232H153ZM162 231H163V232H162ZM32 232H33V231H32ZM67 232L64 234V236L69 235V234H70V236L74 235L73 233H70V232H69V234H67ZM75 232H76V231H75ZM75 232H74V233H75ZM128 232H131V233H129V235H128V234L126 235V233H128ZM138 232H139V234H141V236H143L144 238L141 237V236H139ZM140 232H141V233H140ZM157 232H158V233H157ZM7 233H8V234H7ZM106 233H107V235H106ZM142 233H143V234L145 233V235H146V234H147V235L152 234V236H154L155 238H153L152 236H150V238L147 239V237H149V236H145V235H143ZM153 233H154V234H153ZM178 233H179V234H178ZM4 234H5V235H4ZM132 234H133V235H132ZM134 234H135V235H134ZM137 234H138V235H137ZM155 234H156V235H155ZM171 234H172L173 236H172ZM14 235H15V236H14ZM75 235H76V234H75ZM104 235H105L106 238L102 237V236H104ZM183 235H184V234H183ZM125 236L128 237V238H126ZM131 236H132V237H131ZM137 236H138V238H137ZM4 237H5V238H4ZM6 237H7V238H6ZM124 237H125L126 239H125ZM145 238H146V239H145ZM161 238H162V239H161ZM171 238H170V239H171ZM183 238H184V239H183ZM199 238L202 239L201 236H199ZM103 239L106 240V241H103ZM124 239H125V240H124ZM129 239H130V241H127V240H129ZM134 239H133V242H134ZM142 239H144V240H142ZM164 239H165V240H164ZM170 239H169V240H170ZM200 239H199V240H200ZM146 240H147V241H146ZM152 240H153V242H152ZM169 240H168V241H169ZM187 240L190 241V243H194V244H195V243H198V236H197V237H191V236H190V238L188 237ZM124 241H125V243H124ZM158 241H157V242H158ZM168 241H167V242H168ZM188 241H187V242H188ZM201 241H202V242L204 241V243H207V244H208V242L205 241V240H201ZM201 241H199V243H201ZM103 242H106L107 244H106V243H103ZM126 242H127V244H126ZM129 242H130V243H129ZM167 242H165V243H167ZM92 243H93V244H92ZM96 243H97V245H99V246H103V247H102V248H103L102 251L99 250V248L96 246ZM98 243H99V244H98ZM102 243H103V245H102ZM128 243H129V244H128ZM190 243L188 242L187 244H190ZM204 243H201V244H204ZM133 244H134V243H133ZM149 244H150V243H148V242L146 243V245H144V243L142 244V245L144 246V249H141V251L143 250L141 253L143 254V252H144L145 257H146V254H147V252H148L147 249H149V246H150ZM162 244H163V243H162ZM194 244H192V245H194ZM201 244H198V245H201ZM125 245H126V246H125ZM131 245H132V244H131ZM135 245H134V246H135ZM147 245H148V248H146ZM160 245H161V244H160ZM196 245H197V244H196ZM209 245L212 246L213 244L210 242ZM88 246H89V247H88ZM93 246H94V247H93ZM124 246H125V248H124ZM143 246H142V247H143ZM95 247H96V248H95ZM132 247H133V246H132ZM97 248H98V250H97ZM105 248H106V249H105ZM145 249H146V251H144ZM123 250H124V251H123ZM119 251H120V253H119ZM126 251H127V250H126ZM105 252H106L107 254H105ZM11 253H12V252H10V253H8V252H7V253H1V252H0V264H13V263L11 262V260L13 261V258H12V254H11ZM121 253H122V254H121ZM127 253H128V252H127ZM144 254H143V255H144ZM9 257H11V260L9 259ZM123 258H122V259H123ZM224 258H225V257H224ZM225 259L230 260V259H228V258H225ZM127 260H130V259H127ZM149 262H150V261H149ZM101 263H100V264H101ZM126 264H127V263H126ZM134 264H135V263H134ZM151 264H153V263H151Z\"/></svg>","mask_w":264,"mask_h":264}]
</instances>
